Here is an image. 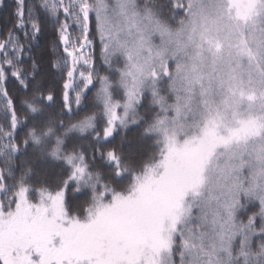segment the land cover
Wrapping results in <instances>:
<instances>
[{
  "label": "snow or ice",
  "instance_id": "1",
  "mask_svg": "<svg viewBox=\"0 0 264 264\" xmlns=\"http://www.w3.org/2000/svg\"><path fill=\"white\" fill-rule=\"evenodd\" d=\"M0 264H264V0H12Z\"/></svg>",
  "mask_w": 264,
  "mask_h": 264
},
{
  "label": "trees",
  "instance_id": "2",
  "mask_svg": "<svg viewBox=\"0 0 264 264\" xmlns=\"http://www.w3.org/2000/svg\"><path fill=\"white\" fill-rule=\"evenodd\" d=\"M12 0H3V8H0V26H3L5 19L7 18V14L9 8L11 6ZM43 43V41H41ZM131 135V134H130Z\"/></svg>",
  "mask_w": 264,
  "mask_h": 264
}]
</instances>
